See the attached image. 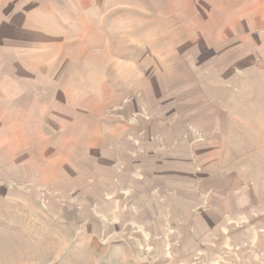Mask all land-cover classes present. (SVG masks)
Instances as JSON below:
<instances>
[{
	"label": "rangeland",
	"instance_id": "1",
	"mask_svg": "<svg viewBox=\"0 0 264 264\" xmlns=\"http://www.w3.org/2000/svg\"><path fill=\"white\" fill-rule=\"evenodd\" d=\"M0 264H264V0H0Z\"/></svg>",
	"mask_w": 264,
	"mask_h": 264
}]
</instances>
